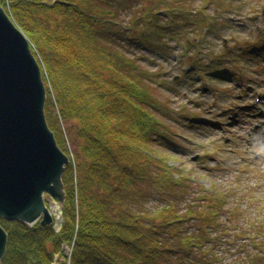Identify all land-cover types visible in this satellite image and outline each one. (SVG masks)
Returning <instances> with one entry per match:
<instances>
[{"label": "trees", "instance_id": "1", "mask_svg": "<svg viewBox=\"0 0 264 264\" xmlns=\"http://www.w3.org/2000/svg\"><path fill=\"white\" fill-rule=\"evenodd\" d=\"M190 2L2 0L33 45L44 79L54 87L53 98L46 86V115L59 146L69 154L64 120L70 124L66 139L68 134L76 140L63 176L61 229L0 218L9 234L2 264H53L56 255L58 264H232L218 246L231 236L242 240L234 264H264V242L257 245L258 240L253 248L251 235L227 226L218 230L227 192L215 188L197 197L201 204L208 200L200 212L195 200L185 199L183 189L177 191L181 176L174 178L171 166L160 160L142 163L150 143L167 136L152 112L153 107L163 112L164 103L150 90L149 82L158 79L138 66L136 58L126 57L121 41L133 44L138 39L161 51L163 37L175 31L166 26L168 15L171 20L172 14L180 15L189 25L198 22L188 12ZM123 16H129L126 25ZM134 77L143 89L131 91L139 84ZM73 120L81 126L73 127ZM159 195L163 200L152 207L149 202ZM64 246L71 248L69 257ZM228 246L227 241V253Z\"/></svg>", "mask_w": 264, "mask_h": 264}, {"label": "rangeland", "instance_id": "2", "mask_svg": "<svg viewBox=\"0 0 264 264\" xmlns=\"http://www.w3.org/2000/svg\"><path fill=\"white\" fill-rule=\"evenodd\" d=\"M186 6L194 18L205 22L196 18L198 22L189 25L171 13L175 21L168 15V22H163L175 31L163 37L161 51L145 47L138 39H132L133 44L121 41L128 51H124L126 57L136 58L138 66L158 79L149 86L164 103L163 112L158 107L152 112L162 121L167 136L165 141L150 143L142 163L153 165L160 160L165 167L171 166L174 178L181 176L177 191L183 189L185 199L195 200L200 212L208 200L201 204L197 197L215 188L227 192L218 230L227 226L247 233L256 248L258 240L257 245L264 242V0H192ZM123 17L126 25L129 16ZM209 17L217 22L208 21ZM135 80L139 84L131 91L143 89L138 77ZM44 81L54 98V87L49 79ZM72 124L81 126L79 120ZM69 125L64 120L61 127L72 157L76 140L68 134L66 139ZM74 138L78 139L77 132ZM187 183L189 188L184 186ZM45 197L51 205L52 198ZM159 200H163L160 195L149 204L154 207ZM61 209L52 204L57 216ZM55 229L59 230L57 224ZM241 241L231 236L218 245L225 261L239 260L236 248ZM64 250L69 257L71 248L64 246ZM57 256L53 264L59 263Z\"/></svg>", "mask_w": 264, "mask_h": 264}, {"label": "water", "instance_id": "3", "mask_svg": "<svg viewBox=\"0 0 264 264\" xmlns=\"http://www.w3.org/2000/svg\"><path fill=\"white\" fill-rule=\"evenodd\" d=\"M47 88L32 44L0 0V218L52 224L45 195L63 204L71 163L46 115ZM9 234L0 224V264Z\"/></svg>", "mask_w": 264, "mask_h": 264}, {"label": "bare ground", "instance_id": "4", "mask_svg": "<svg viewBox=\"0 0 264 264\" xmlns=\"http://www.w3.org/2000/svg\"><path fill=\"white\" fill-rule=\"evenodd\" d=\"M23 31V30H22ZM29 39V38H28ZM32 49H33V45H32ZM35 53V52H34ZM36 55V57H37V59H38V56H37V54H35ZM39 60V59H38Z\"/></svg>", "mask_w": 264, "mask_h": 264}]
</instances>
